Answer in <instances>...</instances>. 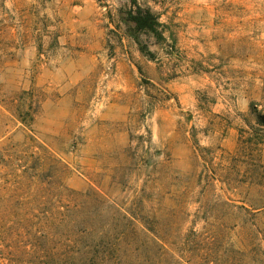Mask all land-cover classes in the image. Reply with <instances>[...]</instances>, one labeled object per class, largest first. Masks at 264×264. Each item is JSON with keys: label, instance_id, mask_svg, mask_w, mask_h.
<instances>
[{"label": "rangeland", "instance_id": "374dc122", "mask_svg": "<svg viewBox=\"0 0 264 264\" xmlns=\"http://www.w3.org/2000/svg\"><path fill=\"white\" fill-rule=\"evenodd\" d=\"M103 226L110 264H264V0H0V264Z\"/></svg>", "mask_w": 264, "mask_h": 264}, {"label": "trees", "instance_id": "16d2710c", "mask_svg": "<svg viewBox=\"0 0 264 264\" xmlns=\"http://www.w3.org/2000/svg\"><path fill=\"white\" fill-rule=\"evenodd\" d=\"M128 20L134 24V29L136 31H148L153 33L158 40L164 39V31L162 30V25L158 21L157 16L150 10L144 9L140 6H137L136 10H131L128 13ZM151 54V53H150ZM101 235L102 237L94 244L89 241L84 243L83 247L80 249L85 259H88L89 256L93 258L94 264H110L108 262L109 256L111 254L112 248H116V245L113 241L108 240L107 230L108 226H103ZM94 228H92L93 230ZM92 230H84V232H89ZM88 235L87 233L84 234ZM122 249V245H121ZM121 249L119 253L121 252Z\"/></svg>", "mask_w": 264, "mask_h": 264}]
</instances>
